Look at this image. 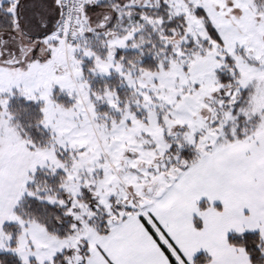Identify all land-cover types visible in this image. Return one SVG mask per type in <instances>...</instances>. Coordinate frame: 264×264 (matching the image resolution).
I'll use <instances>...</instances> for the list:
<instances>
[{"label": "snow or ice", "instance_id": "6c2138e0", "mask_svg": "<svg viewBox=\"0 0 264 264\" xmlns=\"http://www.w3.org/2000/svg\"><path fill=\"white\" fill-rule=\"evenodd\" d=\"M0 264H264V0H0Z\"/></svg>", "mask_w": 264, "mask_h": 264}]
</instances>
